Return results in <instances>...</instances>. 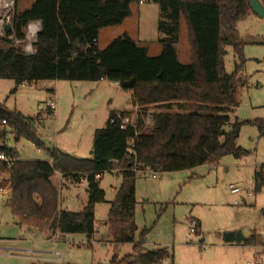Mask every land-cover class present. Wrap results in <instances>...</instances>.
I'll return each instance as SVG.
<instances>
[{"label":"trees","instance_id":"1","mask_svg":"<svg viewBox=\"0 0 264 264\" xmlns=\"http://www.w3.org/2000/svg\"><path fill=\"white\" fill-rule=\"evenodd\" d=\"M152 1L159 6V31L165 35L157 57H149L147 48L138 46L127 35L112 40L103 50L97 45L101 30L121 25L130 17L131 6L142 0H36L29 9H16L12 31L0 37V79L13 80L14 92L40 81L105 80L121 88L133 82L129 90L133 106L140 108L133 125L122 129L119 122L112 123L117 112H111L105 126L94 134L90 159L46 148L34 128L40 116L28 118L0 109V119L10 126L16 142L26 139L50 154L45 162L24 161L19 160L15 149L0 147V153L18 158L12 168L8 207L19 222L43 224L61 236L83 235L92 241L95 208L105 202L106 196L98 177L110 172L121 175L105 225L114 244H132L133 251L120 260L114 254L110 264H160L172 257L165 248L146 250L147 230L136 238L138 174L217 166L229 155L245 158L248 152L238 145L244 125L257 127L264 136L263 121L231 123L244 85L241 73L245 43L238 24L255 14L250 0ZM260 2L264 6V0ZM181 16L186 20L191 46L188 65L180 63L176 50ZM30 22H39L41 31L33 54L27 56L14 46V41L25 39ZM227 47L234 49L240 61L232 74L225 70ZM151 107L156 111L149 113ZM119 113L133 116L129 111ZM147 121L151 127L145 132ZM56 173L78 184L85 180L88 199L81 212L59 209V193L52 184ZM255 179L258 193L264 187L262 169ZM260 242L253 235L245 244L257 247Z\"/></svg>","mask_w":264,"mask_h":264},{"label":"rangeland","instance_id":"2","mask_svg":"<svg viewBox=\"0 0 264 264\" xmlns=\"http://www.w3.org/2000/svg\"><path fill=\"white\" fill-rule=\"evenodd\" d=\"M36 0H16V9L29 7ZM159 6L152 0L131 6V15L121 25L102 29L98 47L105 49L109 43L127 35L140 47L148 50L149 57L160 55V41L165 37L159 31ZM240 38L245 43V61L241 77L243 87L239 91V106L231 115L235 121L264 122V19L250 14L238 24ZM14 41V46L23 52L34 49L37 37ZM179 61L183 65L191 62V46L186 20L180 18L178 44ZM225 70L228 74L240 64L232 47H227ZM57 84V87H56ZM15 82L0 79V109L7 113H20L24 117L39 120L34 125L40 141L49 149H58L76 158L89 159L93 148L94 133L105 126L111 112L130 111L135 118L140 108L133 106L132 92L109 81L65 82L40 81L31 86H20ZM56 88V96L50 91ZM56 102L54 115L48 105ZM149 113L156 109L149 108ZM151 122L147 121L145 132ZM238 145L248 152L242 159L224 156L217 166L208 164L192 170L163 173L143 172L136 177L135 222L136 238L143 230L146 249L168 250L170 259L163 264H247L253 263L255 255L264 264V187L255 191V174L264 171V136L257 127L244 125L240 131ZM15 149L24 161L49 160L45 150L21 139L15 141L9 125L0 119V147ZM155 175V177H154ZM122 182L121 175L106 174L100 184L105 192V202L95 208L98 233L89 241L83 235H70L63 247L55 249L48 243L23 242L29 238L25 228H20L7 207L8 197L0 195V264H51L48 260H59L61 264H110L114 254L118 260L130 255L132 244L116 245L110 241V230L106 227L110 203ZM59 193V209L81 212L87 204L85 185L74 186L53 180ZM239 189L234 194L231 188ZM191 221L197 223L196 226ZM23 222H20V224ZM38 230H47L38 223H23ZM194 228V232L191 229ZM241 232L249 239L257 236L261 241L257 247L245 243H225L229 233ZM112 238V237H111ZM37 240V241H34ZM35 242V243H33ZM75 243V244H73ZM92 243V247L89 246ZM30 244V245H29ZM36 249L56 251L55 255H39L33 252H17L14 249ZM9 249V250H7ZM66 251V252H64Z\"/></svg>","mask_w":264,"mask_h":264},{"label":"built area","instance_id":"3","mask_svg":"<svg viewBox=\"0 0 264 264\" xmlns=\"http://www.w3.org/2000/svg\"><path fill=\"white\" fill-rule=\"evenodd\" d=\"M142 4V2L140 3ZM16 12V0H0V37L5 38L8 34L5 33V26L7 24L12 25L13 29V18ZM32 27L30 28L29 25L27 29V38L32 39L37 37L38 33L41 31V24L39 22L31 23ZM9 39H13V37H9ZM24 53H28L27 51ZM24 86V85H23ZM49 108L52 111L56 109V102L52 101L49 103ZM116 120H113L112 123L115 121L119 122L122 129L126 128L127 126L133 125V118L128 116H122L119 112H117ZM4 125L6 124L5 121L2 122ZM18 161V158L7 154V153H0V167L2 170L0 171V195H8L11 194L12 190L10 188V181L13 175V166L15 162ZM155 177V175H154ZM5 184V185H4ZM232 193L237 194L239 193V189L231 188ZM193 226H196L197 223L191 221ZM194 228L191 229V232H194ZM161 262L160 264H163ZM247 264H262V260L258 258V255H255V260L253 263L248 262Z\"/></svg>","mask_w":264,"mask_h":264},{"label":"crops","instance_id":"4","mask_svg":"<svg viewBox=\"0 0 264 264\" xmlns=\"http://www.w3.org/2000/svg\"><path fill=\"white\" fill-rule=\"evenodd\" d=\"M35 1H33V3H34ZM33 3H31L30 5H29V7H27V8H24V9H20L19 11H24V10H26V9H29L31 6H32V4ZM98 43H99V39H98ZM98 45V44H97ZM177 54H178V50H177ZM178 59H179V55H178ZM54 82H59V81H54ZM24 86H27V85H24ZM56 87H57V84H56ZM55 96H56V88L55 89H51L50 90ZM48 105V109H50L49 108V104H47ZM50 111H52L51 109H50ZM54 112V111H53ZM130 112V111H129ZM54 115V114H53ZM3 124V123H2ZM4 125V124H3ZM5 125H7V124H5ZM96 132V131H95ZM95 134V133H94ZM15 138V137H14ZM94 142V141H93ZM49 149V148H48ZM54 150H56V151H59L60 153H63V152H61L60 150H58V149H55V148H53ZM93 149V148H92ZM46 151V150H45ZM47 153H48V151H46ZM91 153H92V151H91ZM17 154H18V152H17ZM63 154H66V153H63ZM48 155H49V160H50V154L48 153ZM68 155V154H67ZM74 157V156H73ZM92 157V154H91V156H90V158ZM18 158H19V154H18ZM89 158V159H90ZM79 159H82V158H79ZM20 160V159H19ZM106 174H118V172H110V173H105V174H103V175H100L99 177H98V179L100 180V184H101V182H102V180H103V178H104V176L106 175ZM60 177V182L62 183V185H64V181H67V182H70V183H72V185H74V186H81V185H85V191H86V193H87V197H88V187H87V184H86V182H85V180L84 179H82V181H81V183H74V182H72V180L70 179V178H67V177H64V175H62V174H60V173H56L55 174V176L52 178V184L54 185V183H53V180L56 178V177ZM54 187L56 188V186L54 185ZM3 196V195H2ZM10 196H11V194H8V195H5V197H8V201H9V198H10ZM7 201V202H8ZM98 206V205H97ZM96 206V207H97ZM7 207H8V203H7ZM9 208V207H8ZM10 210V209H9ZM11 212V211H10ZM19 222V221H18ZM18 225H19V227L20 228H25L27 231H28V233H29V238L27 239V238H25V237H22V240H23V242H28V243H32V241H33V239H36L37 237H39V238H41L40 240H38V242L39 243H48V245H50L51 244V247H53V248H55V249H58V248H60V249H62V250H65V248L63 247V245H65L64 244V242L65 243H67V241H69L68 240V238L70 239V235H68V236H61L60 234H59V232H51L48 228H47V230L46 231H43V230H38V229H36V228H34V227H32V226H29V225H27V224H23V223H21L20 224V222L18 223ZM106 227L107 228H109V226H107L106 225ZM95 230H96V232H95V235H96V233H98V231H97V227H96V221H95ZM95 235H94V237H95ZM93 240H94V238H93ZM110 241L112 240V238H111V236H110V239H109ZM34 241H37V240H34ZM33 243H35V242H33ZM29 244V245H30ZM73 244H75V243H73ZM89 246H91L92 247V243H89ZM53 248H50V250H44V251H42V250H36V249H14V251H17V252H23V253H27V252H33V253H35V254H39V255H55L56 254V251H54V250H52ZM146 248V247H145ZM7 250H9V249H7ZM147 250V249H146ZM64 252H66V251H64ZM115 252H118V250H115L114 251V254H115ZM113 254V255H114ZM112 259V258H111ZM120 259H122L121 257H120ZM119 259V260H120ZM61 257H60V255H59V260H57V261H55V260H48V262H51V264H61ZM49 264V263H48Z\"/></svg>","mask_w":264,"mask_h":264},{"label":"water","instance_id":"5","mask_svg":"<svg viewBox=\"0 0 264 264\" xmlns=\"http://www.w3.org/2000/svg\"><path fill=\"white\" fill-rule=\"evenodd\" d=\"M250 5H251V8H252V11L257 16H259V17L264 19V6L260 2V0H250ZM11 31H12V25L11 24H7L5 26V33L9 34ZM25 54L27 56H31L33 53H25ZM123 87L126 90H132L133 82L132 81L126 82V83L123 84ZM246 241H247V239L242 235L241 232L229 233L225 237V243H227V244L236 243L238 245H241V244L245 243Z\"/></svg>","mask_w":264,"mask_h":264},{"label":"clouds","instance_id":"6","mask_svg":"<svg viewBox=\"0 0 264 264\" xmlns=\"http://www.w3.org/2000/svg\"><path fill=\"white\" fill-rule=\"evenodd\" d=\"M29 27H30V28L32 27L31 22L29 23ZM28 51L34 52V49H29Z\"/></svg>","mask_w":264,"mask_h":264}]
</instances>
